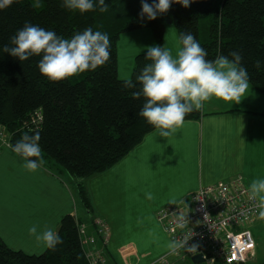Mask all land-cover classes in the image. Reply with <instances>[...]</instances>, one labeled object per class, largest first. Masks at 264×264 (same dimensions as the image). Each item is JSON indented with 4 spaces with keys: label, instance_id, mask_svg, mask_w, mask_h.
<instances>
[{
    "label": "trees",
    "instance_id": "16d2710c",
    "mask_svg": "<svg viewBox=\"0 0 264 264\" xmlns=\"http://www.w3.org/2000/svg\"><path fill=\"white\" fill-rule=\"evenodd\" d=\"M107 3V11L80 13L66 10L60 0H17L0 11V45L9 43L25 22L64 37L89 26L109 34V60L63 81H49L39 72L40 57L21 62L0 54V126L6 129L10 145L29 129H38L41 167L53 175L69 174L87 210L91 202L84 181L114 167L154 131L137 115L143 98L134 99V89L126 88V80L118 77V42L123 34L150 28L156 45L163 46L166 30L173 26L178 34L192 32L206 49L207 59L239 50L249 84L264 95V71L255 67L258 58L264 59V0H193L188 8L172 4L166 14L153 21L145 18L143 23L141 0ZM144 56L145 52L136 56L129 80H135L149 62ZM200 117L201 111L196 110L183 122ZM58 234L63 242L41 255L15 251L0 238V264H88L74 216L62 218Z\"/></svg>",
    "mask_w": 264,
    "mask_h": 264
},
{
    "label": "crops",
    "instance_id": "0c3cea01",
    "mask_svg": "<svg viewBox=\"0 0 264 264\" xmlns=\"http://www.w3.org/2000/svg\"><path fill=\"white\" fill-rule=\"evenodd\" d=\"M148 30L125 34L127 37L123 41V47L129 52V58L144 53L147 46L156 45L154 36ZM167 30L165 46L175 50L179 36L172 32L169 34ZM118 77L130 78L127 70H123V75H120L119 62ZM200 111V119L182 122L176 133L166 139L152 131L111 170L85 180L91 210L79 208L75 204L77 210L71 211V200L66 196L71 195V199H74L71 186L76 187V183L71 176L69 180H65V173L53 175L43 167L28 171L33 177L30 182L35 184H39L44 171V178L51 186L52 193L48 200L41 189L39 191L34 188L35 196L28 195V186L31 185L24 181L25 176L18 178L16 185L23 189L25 194L22 195L26 197L22 200L16 199L10 206L15 207L19 214V243L26 247L38 245L40 250H29L32 252L46 251L47 247L29 235L28 227L33 224L38 226V230L51 227L58 233L62 218L68 214L74 216L80 224L86 225L88 233L93 234L92 220L105 218L99 207H96L98 211L94 207L97 205L94 193L104 199L116 192L114 201L129 211V214L133 213L138 217L135 230L142 239L121 244L118 250L122 260L119 257L118 260V255L114 256L110 243L111 246L109 244L106 251L108 264H153L169 254L172 250L169 248L171 241L157 219V213L161 209L189 203L200 187L235 177H241L248 187L253 179L264 178V95L249 84L238 100L213 97L204 102ZM0 161L4 162L6 168L9 166L10 172L16 166L15 163L23 166V161L12 150H6ZM119 193L129 196L123 201H117ZM111 216L112 214L105 219L109 222ZM128 217L122 216L120 223L126 224ZM254 224L253 229L260 245L264 241V221L258 219ZM158 237L167 240V243L162 244ZM20 251L27 252L23 248ZM257 255L256 243L254 258ZM182 261L174 256L169 257L170 264H179Z\"/></svg>",
    "mask_w": 264,
    "mask_h": 264
},
{
    "label": "clouds",
    "instance_id": "9594fccd",
    "mask_svg": "<svg viewBox=\"0 0 264 264\" xmlns=\"http://www.w3.org/2000/svg\"><path fill=\"white\" fill-rule=\"evenodd\" d=\"M17 0H0V11L9 8ZM66 10L86 13L93 9L107 11V0H60ZM193 0H141L140 22L153 21L166 14L172 4L188 8ZM111 40L107 32L93 30L91 26L77 31L70 37L58 36L54 30L25 22L7 44L0 45V54H10L19 61L37 56L39 72L49 81H63L77 73L95 70L110 57ZM204 49L192 32L179 34L175 50L165 45L147 46L146 63L135 80H126L124 86L134 89L131 96L140 100L142 107L137 115L151 125L161 138L176 133L187 114L200 110L204 102L213 97L222 100H238L248 89L250 78L242 64V54L232 50L228 56L218 55L207 59ZM231 57V59L229 58ZM258 71H264V59L255 61ZM31 133V134H30ZM40 131L29 129L14 144L13 153L23 161L28 171H35L44 164L41 156ZM248 198L256 202L258 218L264 221V178L253 179L247 188ZM150 196V194H149ZM185 217L178 216L183 224ZM29 235L49 249L61 244V236L51 227L38 230L33 224ZM186 241L173 240L169 248L185 247ZM196 250L195 246L187 248Z\"/></svg>",
    "mask_w": 264,
    "mask_h": 264
},
{
    "label": "built area",
    "instance_id": "2783aa9c",
    "mask_svg": "<svg viewBox=\"0 0 264 264\" xmlns=\"http://www.w3.org/2000/svg\"><path fill=\"white\" fill-rule=\"evenodd\" d=\"M9 145V135L0 126V154L9 150ZM247 188L241 177H235L200 187L189 203L161 209L157 219L170 241L186 243L153 264H170V256L185 261L198 255L204 264L250 263L256 250L251 227L259 218L256 202L248 198ZM179 215L185 217L183 224L177 223ZM79 228L88 264H108L109 224L99 218L92 220L93 234L88 233L86 225ZM192 246L196 250L189 251L187 248Z\"/></svg>",
    "mask_w": 264,
    "mask_h": 264
},
{
    "label": "rangeland",
    "instance_id": "374dc122",
    "mask_svg": "<svg viewBox=\"0 0 264 264\" xmlns=\"http://www.w3.org/2000/svg\"><path fill=\"white\" fill-rule=\"evenodd\" d=\"M148 29H149L148 31H150L151 35H153L152 30L150 28H148ZM167 32L169 34L172 32V33H174L175 36H179L176 28L173 26H168ZM128 33H132V32H128ZM125 34H127V33H125ZM125 34L122 35L121 41L118 42L119 43L118 44V48H119L118 62L120 63V75L121 76L123 75V70H127L128 73H130V78H128V79H121L120 78L121 80L131 79L132 72H133L134 66H135V58H136V57L129 58V55H130L129 52L124 50L125 47H123V44H124L123 41H125L124 39H125V37H127V36H125ZM9 150H11V148ZM4 152H6V150ZM4 152H2L1 154L3 155ZM15 165L16 166H14V168H12V171L10 172L9 168H8L9 166L7 165V168H6V166L4 165V162L0 161V238L6 243V245L9 248H11L15 251H20L21 248H23L28 252L27 253L24 251V253H26L28 255H41L45 251H43L42 253L41 252H32L33 250L34 251L40 250L39 247H37L38 245H36V247L35 246L26 247L25 245L19 243V241H18V229L20 228L19 227V220H18L19 214L17 213V209L15 207L10 206V205L13 202H15L16 199L22 200L26 197V196L22 195V194H25L23 189L20 188L18 185H16L17 179L21 178L22 176L23 177L25 176L24 181L31 185L30 187L28 186V188H29L27 191L28 195L34 194V196H35L34 188H37L39 191L41 189L42 191H44L43 195L48 200V196H52V193L50 191L51 186L47 183L46 178H44V171H42L41 178L39 179V184H35V183L30 182V181H32L31 179H33V177L28 172V170L22 166V164L15 163ZM65 174H66V176H64L63 178L65 180H69V177H70L69 174H67V173H65ZM98 175H100V174H98ZM110 175H112V174H110ZM112 177H113V175H112ZM94 180H95V178H94ZM71 187L73 188V191H74V194H73L74 199H71V195L66 196V197H69V200H71V211L72 210L75 211V210H77L76 205H78L79 208L84 207V206H82L83 204L81 203L77 188L73 187V186H71ZM130 190H132V192L135 191V189H130ZM40 193L42 194V192H40ZM92 193H94V192H92ZM94 194H95L94 201L97 203V205L94 206L95 209L98 211L97 208L99 207L100 211L104 214L105 218H107V219L112 214V216L110 217V221H112V222H110V221L108 222L107 219H105V218L104 219L108 222V224L110 225V229L112 230L111 238H112V234H113V239H110V243H112V250L114 252V256L118 255L117 258L119 257L120 260H122L121 255H120L121 252H120V250H118V248L121 246V244H124L125 242L126 243L127 242H136V240L142 239L141 235L139 233H137V231L135 230L137 227V225L135 224V221L138 217H135L136 215L133 213L129 214V211L125 210L122 206L119 205L118 202L114 201V196L116 195V192L109 194L104 199H101L102 196L97 197L96 193H94ZM126 196H129V194L128 195H126V194L121 195L119 193L116 197V200L117 201H123ZM62 197H64V195ZM122 216H125V217L129 216L127 218L128 222H126V224L120 223V219H123ZM98 218H96V219H98ZM114 218L116 220H113ZM99 219H102V218H99ZM104 219H102V220H104ZM93 220H95V219H93ZM82 225L83 224L79 223V227ZM254 226H255V224L252 225L251 230H252L254 240L257 243L258 255L256 258L253 259L252 264H263L264 263V241H263L264 239H262L263 242L260 245H258L257 234L255 232V229H253ZM135 237H141V238H135ZM158 240L162 244L167 243V240H165V241H164V239L161 240V239H159V237H158ZM110 246H111V244H110ZM107 249H108V247H107ZM29 250H32V251H29ZM119 258H118V260H119ZM107 260H108V258H107ZM179 264H192V261L189 258L185 261H182Z\"/></svg>",
    "mask_w": 264,
    "mask_h": 264
},
{
    "label": "water",
    "instance_id": "95a60500",
    "mask_svg": "<svg viewBox=\"0 0 264 264\" xmlns=\"http://www.w3.org/2000/svg\"><path fill=\"white\" fill-rule=\"evenodd\" d=\"M191 261L193 264H203L204 263L203 257L200 255L193 257Z\"/></svg>",
    "mask_w": 264,
    "mask_h": 264
}]
</instances>
